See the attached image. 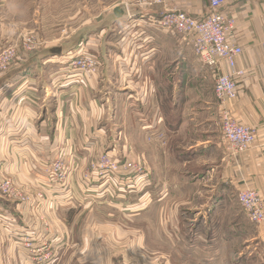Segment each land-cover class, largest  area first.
<instances>
[{
  "label": "crops",
  "instance_id": "crops-1",
  "mask_svg": "<svg viewBox=\"0 0 264 264\" xmlns=\"http://www.w3.org/2000/svg\"><path fill=\"white\" fill-rule=\"evenodd\" d=\"M223 2L219 11L235 20L230 38L243 50L235 62V70L244 72L238 79L237 99L226 100L224 105L235 120L257 130L255 142L247 152L232 157L222 134L215 137L210 134L213 104L207 101V93L202 90L204 81L211 78L210 69L196 61L192 50L184 49L188 48L189 40L176 37V44L161 41L160 34L149 25V17L156 16L154 7L140 9L115 22L113 18L104 26H111L113 31L121 26L126 34L127 42L123 44L120 62L117 61V67L113 66V72L127 80L134 90H139L141 98L138 96L134 101L144 104L150 100V104L155 102L159 108L160 103L165 106L164 112H169L160 122L161 131V124H157V138L166 136V140L159 143L157 140L162 160L157 168H165L167 175L157 177V182L152 183L149 179L140 180L143 186L131 187L128 181H122L120 183L124 184L119 186L122 190L117 193L105 194L100 186L94 190V196L79 197L76 187L85 184L81 169L96 155L102 152L114 155L118 149L116 144L122 132L117 131L116 137L111 134L112 116L107 109L115 100L112 93L122 89L114 87L115 79L108 76L103 63L99 75H87L79 82L67 71L74 52L55 51L42 65L14 68L9 80H0V178L9 177L27 192L38 190V180L43 178L47 163L58 153L81 155L84 161L78 162L77 170L70 173L69 185L47 193L48 201L42 204V209L58 208L63 214L67 211L83 213V208L88 207L86 203L93 202L97 205L92 209L104 214L103 227L114 230L123 243L131 239L132 250L136 243L142 251L156 253L157 260H186L178 252V239L184 240L188 249L199 246L205 251L212 249L215 243L218 247L230 248L229 239L235 236L241 240L245 223L242 216L235 213L231 199L237 200L239 191L251 187L264 204V0ZM209 3L210 0H171L164 8L158 6L157 14L179 10L202 20L209 13ZM115 13L120 16L122 8H115ZM220 72L227 73L224 65ZM119 77L115 74V78L119 80ZM213 99L216 100L214 96ZM216 105L214 103L215 108ZM199 106H203L207 118L193 113ZM123 148L119 151L123 152ZM211 151L215 152V160H203ZM178 152L183 156L177 158ZM168 156L174 162L172 165H165ZM174 170H178V175L169 176ZM12 205L0 195V264H64L58 260L61 252L81 241L84 226L75 229L78 240L70 236L69 244L67 237L52 240H55L52 247L56 260H32L30 252L22 245L23 239L28 238L33 247H38L49 238L38 222L29 219L34 208L16 206L12 209ZM218 210L226 215L222 231L216 230L212 223ZM244 219L247 221L246 216ZM185 223H188V231L187 227L183 228ZM247 223L253 229L244 235L245 242H249L253 252L255 246H251V242H258L261 250L258 252L264 258V222ZM99 230L106 233L104 229ZM138 232L142 235L135 236ZM39 234L43 240L37 237ZM253 252L247 253V257ZM141 253L136 252L137 259L146 260V255ZM206 255L203 260H207ZM95 259V264H127L130 260L124 250L116 254L99 253ZM231 259L243 263L240 252Z\"/></svg>",
  "mask_w": 264,
  "mask_h": 264
},
{
  "label": "rangeland",
  "instance_id": "rangeland-1",
  "mask_svg": "<svg viewBox=\"0 0 264 264\" xmlns=\"http://www.w3.org/2000/svg\"><path fill=\"white\" fill-rule=\"evenodd\" d=\"M117 7L122 8L123 13L119 14L120 16L115 13V8ZM154 7H156L154 13L157 16L160 14H157L158 6L140 7L137 5V0H0V52L8 47L15 46L17 48L16 56L8 69L0 73L1 81L9 80L14 68L18 70L26 65H42L44 60L49 59L55 51L63 53L74 52V55L82 52L84 56L95 60L97 66L93 76L100 74L103 63L106 66V70L109 71L108 76H113L115 79L114 82L116 83L114 87L122 89L120 92L112 93L111 97L115 98V100L107 109V113L112 116L110 121L111 134L116 137L117 131L122 132L116 144L118 149L114 152V155L107 152L96 155L93 160L89 161L81 169V179L85 184L80 188L76 187L77 194L81 195L79 196L81 199H84V196L87 195L94 196V190L100 186L102 187L92 172H94L95 167L101 163L104 157L111 158L112 161L117 162L121 166H130L127 168V172L132 173L130 174V179H132L134 184L140 180V175L134 171V167L141 168L145 172V177L143 178L151 180V183L153 180L157 182V177H165L167 175L165 168L160 166L157 168V164L162 162L160 150L158 149L157 151V140H159L158 143L161 140H166V136L157 138V124H161V131L162 123L160 122L163 117L169 115V112H164L165 106L160 103L159 108L155 102H153L155 105L150 104V100H147L144 104L138 103V100L134 101L138 96L141 98L139 90H134L131 84H127V80L123 79V77L120 78L117 73L113 72V66L117 67V61L120 62L121 58L119 56L122 49H124L123 44L127 42L124 38L126 34L121 26L114 31L111 26H104L107 23H111L113 18L115 22L116 20L128 18V16L138 13L140 9H153ZM161 7L164 8L163 6ZM103 27H105V31H102ZM154 29L157 30L158 35L160 34L161 41H173L176 44V37H180L182 40H189L188 48L184 49L192 50L196 61L203 68H206L194 53L193 38L191 36L178 34L177 32H167L159 28ZM27 39H29V44L32 47L28 51L25 47V44H28ZM52 50L53 52L51 53ZM210 72L211 78L204 81L205 87L202 90L207 93V101L213 104L211 111L212 120L209 123L212 122L210 134L215 137V135L222 134L221 102L214 95L215 75L212 70ZM115 74L119 77V80L115 78ZM120 82V85L117 84ZM213 96L217 101L213 99ZM214 103L215 105L217 104L216 108L214 107ZM192 111L203 116V118H207V113L203 110V106L194 108ZM166 147L169 146L166 144ZM122 148L124 151H119ZM180 156L183 155L181 152H178L176 157ZM202 158L203 160L207 159L208 162H213L216 155L215 152L211 151L207 156ZM167 159V162L164 161L165 165H172L174 163L169 156ZM81 161H84L81 155L71 156L69 153L60 152L54 160L47 163V165L51 162L61 163L64 166L65 181L63 182L64 184L62 183L63 185L59 184L58 188H64L66 184L69 185V176L77 170L75 168H77L78 162ZM177 172L178 170H174L172 174L168 173V175L177 176ZM125 177H127V173L120 172L115 176L114 181L119 185L124 184L120 182L127 181ZM128 183H130L129 180ZM55 186V182L44 184L43 181V184L39 183L38 190H29L27 192L16 186L9 177L0 178V189L7 188L6 194H3L0 190V195L13 204L12 209H15L16 206L23 209L24 207L34 208L29 219H32L33 222H38L39 226L44 228L46 236L49 238V240L42 242L38 247L31 246V248H27L32 260H44L45 251L36 253L40 248H47L48 260H56L52 247L55 240L53 242L52 240L67 237L69 244L70 236L75 238V229L83 225V233H81L83 237L81 241H76L70 246L68 245L58 258V260L64 261V264H95V256L97 254L106 255L107 252L116 254L121 250H124L130 259L127 260V264H238L236 262L240 260H230V258L234 254L238 256L239 252L240 256L243 257L242 264H264V258L259 254L261 251L260 244L254 241L251 242V246H255V251L253 252L249 242H245L246 236L244 235L249 233L253 227L247 223L248 220L245 221V214L238 206L239 204H237L236 199L234 201L232 198L230 203L234 206L235 213L242 216L245 229H243V238L241 240H238L237 236H235V239H229L231 240L230 248L218 247L219 245L217 246L215 243V246L209 251H205V249L203 250L199 246H195L196 248L192 250L188 249L184 240L178 239L181 246L178 247V252L180 255H184L186 260H157V257H155L156 253L150 251L149 254L146 249L142 251V247L135 243L133 250L146 255V260H138L139 254H136L132 250L131 239L128 243H123V241L118 240L114 230H107L109 227L106 225L102 226L105 218L104 214L92 209L97 204L93 202L86 203L88 207L83 208V211H85L83 213L67 211L66 214H63L58 208L42 209V204L48 201L47 193L52 194L57 191ZM123 188H125V185ZM152 188H154L153 184L151 185V193L153 192ZM117 192L120 191H115V193ZM105 197L103 196V199ZM106 198L110 199L109 197ZM106 204L109 206L108 203ZM37 206L39 207L37 208ZM186 216L188 215L186 214ZM225 216L221 210H218L217 218L212 222L216 230H223L224 223L222 222ZM24 220L26 219L24 218ZM186 227L188 231V223L183 224L185 230ZM99 229H104L106 233L102 234ZM134 234L135 236L142 235L139 232ZM37 237L43 240L40 234ZM75 240L78 239L75 238ZM185 240H188V238L186 237ZM136 241L137 237L135 238ZM184 243L186 245L185 249H183ZM97 244L99 247H97ZM221 244L224 246L225 242ZM22 245L26 248L23 243ZM106 248L107 251H104L103 249ZM249 252L253 253L247 257V253ZM206 253V257L208 256V258L207 260H203ZM244 256L247 258L244 259Z\"/></svg>",
  "mask_w": 264,
  "mask_h": 264
},
{
  "label": "built area",
  "instance_id": "built-area-1",
  "mask_svg": "<svg viewBox=\"0 0 264 264\" xmlns=\"http://www.w3.org/2000/svg\"><path fill=\"white\" fill-rule=\"evenodd\" d=\"M171 0H137V5L140 7H153L166 5ZM224 4L223 0H210L209 13L202 20H196L179 10H165L157 16L149 17V25L153 28L167 32H177L191 36L193 38L194 53L199 61L207 68L213 71L215 75V84L213 92L215 97L221 102V130L222 137L226 144V150L230 156L247 152L254 144L257 130L246 124L239 123L233 117L229 109L224 105V101H233L239 95L238 79L243 76L244 72L235 70V62L241 56L243 50L236 45L230 38V34L234 29L235 20L232 17L223 15L219 8ZM25 47L31 50L29 39ZM16 47H8L0 52V73L5 72L16 56ZM78 55V56H77ZM72 55L71 60L67 65L68 73L75 76L79 82H82L85 76L94 75L96 72L95 60L84 56V53ZM224 65L227 73L220 72L221 66ZM130 166H121L117 162L112 161L109 157H104L101 163L95 167L92 174L96 180L102 185L105 194H110L111 191H120L119 184H116L114 178L120 172H126L127 177L134 185L127 168ZM134 171L140 175V180L144 182L146 179L145 172L137 167ZM133 172V173H136ZM137 174V173H136ZM64 166L61 163H49L44 169V176L39 179V183L48 184L55 182V188L62 184L64 180ZM137 181L135 184L143 183ZM64 184V183H63ZM62 184V185H63ZM111 187V190H110ZM3 194H6L7 188L0 189ZM237 202L243 210L246 219L253 224H261L264 222V204L259 193L251 187H245L237 194ZM23 244L26 248H31L32 244L28 238L23 239ZM45 251L44 260H48L47 248H40L36 253Z\"/></svg>",
  "mask_w": 264,
  "mask_h": 264
}]
</instances>
